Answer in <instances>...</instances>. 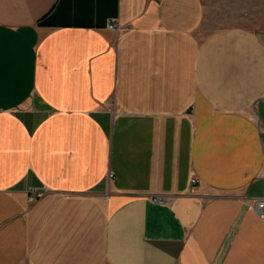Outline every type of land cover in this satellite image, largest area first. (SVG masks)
Wrapping results in <instances>:
<instances>
[{
    "label": "crops",
    "instance_id": "crops-1",
    "mask_svg": "<svg viewBox=\"0 0 264 264\" xmlns=\"http://www.w3.org/2000/svg\"><path fill=\"white\" fill-rule=\"evenodd\" d=\"M262 196L264 0H0V264H264Z\"/></svg>",
    "mask_w": 264,
    "mask_h": 264
},
{
    "label": "built area",
    "instance_id": "built-area-1",
    "mask_svg": "<svg viewBox=\"0 0 264 264\" xmlns=\"http://www.w3.org/2000/svg\"><path fill=\"white\" fill-rule=\"evenodd\" d=\"M108 26L110 28L117 27V23L113 21L108 22ZM199 179L197 176L192 175L190 178L191 185L197 183ZM45 194V189L37 186H32L28 188V198L30 201L37 200L38 198L42 197ZM154 200H161L159 197H154ZM251 203L256 207L258 210L259 215L264 219V196L260 198L253 199Z\"/></svg>",
    "mask_w": 264,
    "mask_h": 264
}]
</instances>
